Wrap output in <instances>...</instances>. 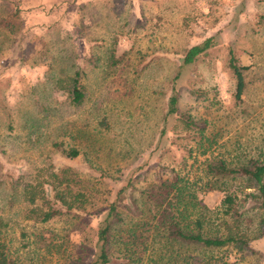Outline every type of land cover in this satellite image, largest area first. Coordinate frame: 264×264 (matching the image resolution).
<instances>
[{
	"label": "rangeland",
	"instance_id": "obj_1",
	"mask_svg": "<svg viewBox=\"0 0 264 264\" xmlns=\"http://www.w3.org/2000/svg\"><path fill=\"white\" fill-rule=\"evenodd\" d=\"M0 15L15 23L0 35V216L22 263L93 258L105 203L128 177L140 188L176 172L215 208L221 192L201 186L205 159L234 163L264 151V0H0ZM206 36L213 44L182 64L184 49ZM114 37L120 59L110 64ZM229 51L244 65L239 101ZM73 62L78 105L54 87ZM171 92L176 110L167 113ZM70 145L76 154L60 150ZM63 165L91 189L86 209L24 218L22 183L11 182L33 183ZM248 244L227 259L264 264V235Z\"/></svg>",
	"mask_w": 264,
	"mask_h": 264
},
{
	"label": "trees",
	"instance_id": "obj_2",
	"mask_svg": "<svg viewBox=\"0 0 264 264\" xmlns=\"http://www.w3.org/2000/svg\"><path fill=\"white\" fill-rule=\"evenodd\" d=\"M14 14L15 10H9ZM15 23L0 15L1 32H11ZM116 37L110 40L106 60L116 63ZM211 36L184 49L181 63H190L197 54L213 44ZM228 66L234 75L236 101L244 89L243 68L231 51ZM73 67V68H72ZM69 73L54 77V87L64 92L69 103L78 105L84 98L78 79L80 67L74 62ZM176 76V73L174 77ZM177 95L169 93L166 112L176 110ZM184 122L188 119L183 118ZM55 144V142H53ZM67 155L78 149L60 148ZM203 189L221 192L218 205L207 206L197 197L194 181L174 172L142 187H134L131 177L105 203V211L95 229L96 254L88 261L78 255L65 264H234L227 250L240 253L249 249L252 238L264 235V151L229 163L224 158L204 161ZM15 178L22 183L21 200L28 205L23 217L47 221L53 216L79 215L91 202V189L83 188L78 171L69 165L49 168L45 177L35 182ZM7 196L9 204L13 197ZM6 220L0 216V264H24L7 249L4 241Z\"/></svg>",
	"mask_w": 264,
	"mask_h": 264
}]
</instances>
